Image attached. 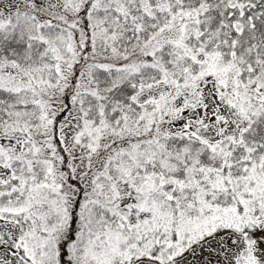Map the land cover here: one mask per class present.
<instances>
[{
  "label": "snow or ice",
  "instance_id": "obj_1",
  "mask_svg": "<svg viewBox=\"0 0 264 264\" xmlns=\"http://www.w3.org/2000/svg\"><path fill=\"white\" fill-rule=\"evenodd\" d=\"M0 264H264V0H0Z\"/></svg>",
  "mask_w": 264,
  "mask_h": 264
}]
</instances>
